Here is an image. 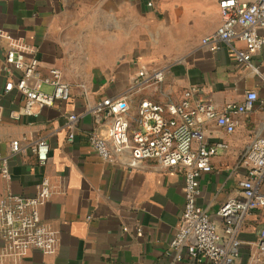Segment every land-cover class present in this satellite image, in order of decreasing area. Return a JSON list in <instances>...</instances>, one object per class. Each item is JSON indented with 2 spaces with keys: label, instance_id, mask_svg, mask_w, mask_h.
I'll return each mask as SVG.
<instances>
[{
  "label": "crops",
  "instance_id": "obj_1",
  "mask_svg": "<svg viewBox=\"0 0 264 264\" xmlns=\"http://www.w3.org/2000/svg\"><path fill=\"white\" fill-rule=\"evenodd\" d=\"M218 1L0 0V31L26 46V57L38 60L30 82L50 91L45 78L55 68L70 89L67 100L25 113L22 94L4 89L20 73L6 64L9 39L0 37V156L9 172L7 178L0 174V199L9 193L32 196L41 179L34 153H11L12 140L28 149L38 139L47 141L48 159L59 175L51 197L39 206L40 219L57 232L56 251L32 248L0 264H208L186 249L170 247L185 203L182 171L151 159L132 164L127 150L104 161L88 140L90 135L106 138L112 122L110 113L96 105L125 91L139 70H162L163 79L129 94L131 126L141 97L165 105L179 101L185 89L196 88V100L217 108L239 101L248 89L264 97L262 54L252 57L255 73L235 62L234 49L244 48L242 42L232 47L201 42L221 22ZM72 114L76 121L70 129ZM235 119L231 134L208 122V143L219 150L211 171L198 177L196 202L207 210L220 236L223 222L217 211L238 194L246 174L241 160L251 139L264 136L262 109L236 114ZM111 203L140 205L127 229ZM263 226L264 208L255 210L239 231L244 244L236 264H264L249 253Z\"/></svg>",
  "mask_w": 264,
  "mask_h": 264
},
{
  "label": "built area",
  "instance_id": "obj_2",
  "mask_svg": "<svg viewBox=\"0 0 264 264\" xmlns=\"http://www.w3.org/2000/svg\"><path fill=\"white\" fill-rule=\"evenodd\" d=\"M218 6L221 22L201 42L229 47L233 42H242L244 48L234 49L235 62L239 68L257 73L252 57L262 54L264 60V0H219ZM0 37L9 39L6 64L12 65L20 73L18 80L8 81L4 89H16L22 94L25 113H32V108L51 106L57 100L69 98V83L63 79L60 71L50 69L45 81L50 84L51 90H42L38 81L30 82L36 74L38 60L26 57L27 47L18 40L10 39L1 31ZM162 79V70L150 73L139 70L136 79L125 91L98 103L97 110L108 111L112 122L107 137L90 135L89 145L104 161H112L117 154L127 150L132 164L151 159L163 167L180 169L185 178V203L170 247L186 249L191 256L197 260L205 259L208 264H236L244 244L238 236L239 231L252 219L255 210L264 208V136L256 134L251 139L241 160L246 174L238 183V194L235 198L227 199L217 211L223 222V236L218 234L207 210L196 202L198 177L211 171V159L219 150L217 144L208 143V122L231 134L238 124L235 115L255 108L264 111V97L259 98L256 90L248 89L239 101L226 102L219 108L196 100V88L185 89L179 101L165 105L152 98L141 97L131 126L127 118L129 94L154 80ZM75 121L76 116L69 115L68 128L71 129ZM72 137L70 133L69 138ZM9 147L11 153L21 157L33 152L42 173L34 195L9 193L0 199V261L17 259L32 248L46 254L54 253L58 243L57 232L39 215V206L49 200L59 176L56 165L48 159V143L38 139L28 149L22 147L18 140H12ZM0 159V174L7 178V163L1 156ZM111 206L123 229L136 220L140 208L135 203H111ZM140 230L138 227L137 231ZM249 253L251 259H264V226L256 241L250 244Z\"/></svg>",
  "mask_w": 264,
  "mask_h": 264
},
{
  "label": "rangeland",
  "instance_id": "obj_3",
  "mask_svg": "<svg viewBox=\"0 0 264 264\" xmlns=\"http://www.w3.org/2000/svg\"><path fill=\"white\" fill-rule=\"evenodd\" d=\"M134 93V92H133Z\"/></svg>",
  "mask_w": 264,
  "mask_h": 264
}]
</instances>
